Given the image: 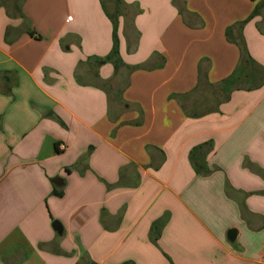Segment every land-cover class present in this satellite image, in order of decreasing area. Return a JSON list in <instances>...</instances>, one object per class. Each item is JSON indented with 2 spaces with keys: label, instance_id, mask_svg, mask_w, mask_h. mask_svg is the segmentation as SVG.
Returning <instances> with one entry per match:
<instances>
[{
  "label": "crops",
  "instance_id": "0c3cea01",
  "mask_svg": "<svg viewBox=\"0 0 264 264\" xmlns=\"http://www.w3.org/2000/svg\"><path fill=\"white\" fill-rule=\"evenodd\" d=\"M0 1V264H264V0Z\"/></svg>",
  "mask_w": 264,
  "mask_h": 264
},
{
  "label": "trees",
  "instance_id": "16d2710c",
  "mask_svg": "<svg viewBox=\"0 0 264 264\" xmlns=\"http://www.w3.org/2000/svg\"><path fill=\"white\" fill-rule=\"evenodd\" d=\"M0 3H1V1H0ZM13 5L16 7L17 11L19 12V8L17 7L16 3H14ZM257 9H258V6H256V8L254 9L253 15L257 13ZM20 17H23L22 14H20ZM30 34L32 35V32H30ZM226 37L227 38L231 37V29L230 28H228L226 30ZM114 41L116 42L115 35H114ZM114 54H116L115 49H114ZM241 62L244 63L245 65L253 64V61L247 55L242 56ZM207 145H209V143ZM202 147H203V145L197 146L189 154L190 162L192 163V166L194 167V169L196 171H200L201 169H203V166H204L202 163V159H203V152L201 151ZM53 194L60 196V193H57V192H54Z\"/></svg>",
  "mask_w": 264,
  "mask_h": 264
},
{
  "label": "water",
  "instance_id": "95a60500",
  "mask_svg": "<svg viewBox=\"0 0 264 264\" xmlns=\"http://www.w3.org/2000/svg\"><path fill=\"white\" fill-rule=\"evenodd\" d=\"M52 226H53L54 230H55L58 234H60V233L62 232V228H61V226H60V224H59L58 222L54 221ZM234 236H235V232H234L233 230H230V231H229V239H230L231 241L234 240Z\"/></svg>",
  "mask_w": 264,
  "mask_h": 264
},
{
  "label": "rangeland",
  "instance_id": "374dc122",
  "mask_svg": "<svg viewBox=\"0 0 264 264\" xmlns=\"http://www.w3.org/2000/svg\"><path fill=\"white\" fill-rule=\"evenodd\" d=\"M11 2L9 1V5H11L10 4ZM106 3H107V5H108V7H109V11H111L112 13H113V11H114V9H115V7H114V3H115V0H107L106 1ZM247 65H245V67H246ZM243 72V71H242ZM242 72H241V70H240V72H238V74H237V78H241V76H242Z\"/></svg>",
  "mask_w": 264,
  "mask_h": 264
},
{
  "label": "built area",
  "instance_id": "2783aa9c",
  "mask_svg": "<svg viewBox=\"0 0 264 264\" xmlns=\"http://www.w3.org/2000/svg\"><path fill=\"white\" fill-rule=\"evenodd\" d=\"M60 149H64V146L63 145H60Z\"/></svg>",
  "mask_w": 264,
  "mask_h": 264
}]
</instances>
